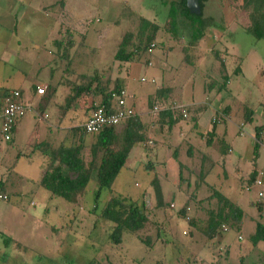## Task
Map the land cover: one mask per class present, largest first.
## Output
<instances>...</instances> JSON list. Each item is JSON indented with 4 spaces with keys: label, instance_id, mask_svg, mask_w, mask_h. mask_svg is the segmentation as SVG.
I'll list each match as a JSON object with an SVG mask.
<instances>
[{
    "label": "rangeland",
    "instance_id": "1",
    "mask_svg": "<svg viewBox=\"0 0 264 264\" xmlns=\"http://www.w3.org/2000/svg\"><path fill=\"white\" fill-rule=\"evenodd\" d=\"M10 1L15 4L17 0ZM38 1L42 3L40 15L32 21L38 25L28 31L25 26L30 21H22L13 31L3 23L0 31V53L6 44L11 56L0 58V88L18 89L21 99L37 113L23 115L15 124L13 142L0 149V182L7 195V200L0 201V264H264V243L259 241L251 248L249 242L256 222L264 224V151L258 146L252 153L251 137L253 127L264 122V33L256 38L248 32L250 0L202 1L201 14L212 17V23L194 41L190 40L189 22L171 14V0L33 3ZM5 7L6 3H0V14ZM149 25L158 26L152 51L138 52L127 61L115 59L120 44L126 54L142 45ZM81 73L108 79L103 83L107 89L113 88L116 79L122 81L130 95L127 103L133 102L136 111L141 103L148 109L156 102L153 90L169 86L164 100L186 106L203 100L205 90L213 89L208 91L210 102L228 106V114L225 118L222 110L215 112L218 138L209 147L200 137L191 136L190 118L170 128L178 132V126H183L178 135L150 131L153 145L146 139L143 144L145 136L139 132L142 137L98 200L93 197L95 178L86 184L81 202L49 197L39 185L40 172L48 162L49 146H60L63 140L70 143L68 123L66 119L59 122V112L72 86L81 82ZM40 83L48 87L37 97L33 90ZM89 103V91L84 90L73 104L89 107ZM42 111L47 119H39ZM245 115L252 120L241 127L242 136H238L237 126ZM219 139L233 148L225 163L215 152ZM236 143H240L237 151ZM189 144L194 146L190 155L185 153ZM87 149L83 152L88 160ZM253 168L262 174L263 182L246 185ZM154 177L164 205L160 208L155 207L150 184ZM211 192L239 207L240 222L238 227L230 221L223 223L220 229L225 226V232L205 239L201 229L207 212L221 206L219 202L209 205L206 197ZM115 194L143 203L148 218L140 230L123 231L118 243L111 238L113 222L100 217ZM182 206L186 209L179 217L176 210ZM13 253L20 254V261L11 259Z\"/></svg>",
    "mask_w": 264,
    "mask_h": 264
},
{
    "label": "trees",
    "instance_id": "2",
    "mask_svg": "<svg viewBox=\"0 0 264 264\" xmlns=\"http://www.w3.org/2000/svg\"><path fill=\"white\" fill-rule=\"evenodd\" d=\"M183 1L184 0L170 1L171 14L175 12V14H178V17L189 22L192 30L189 35L190 40L194 41L204 28L210 26L212 17H204L201 14V5L204 0L198 1L200 11L195 15L187 12ZM263 1L264 0H250L252 9V13H250L251 25L247 29H249L248 32L256 38L263 36L264 33ZM195 20L197 21L196 25H194L195 23L193 22ZM149 26L150 29L142 45L137 44L132 47L133 50L131 53L126 54L123 52L122 48H120V44L119 49L115 52V59L127 61L132 59L136 53L144 52L148 43L154 42L153 37L158 30L157 25ZM67 43L71 44L70 41H67ZM101 77L102 76H98L97 74H79L78 78L81 79V82L72 86V90L66 96L65 103L60 113L63 114V112L65 113L69 110L68 108L78 100L84 90L89 91L90 108L94 106H104L108 108L113 101V94L118 93L123 87L121 81L116 79L113 88L107 89V86H103V83L106 84L108 79L103 81ZM2 89L7 90L8 88H0V90ZM251 120L252 118H250L249 115H245L243 116L242 123L245 125L250 124ZM214 123V121L210 122L209 134H211ZM262 125L264 126V122L257 124L252 129V136L254 139L253 154L258 148L257 139L259 136L257 134ZM115 126L108 125L97 133L92 134L85 132L81 125H79V127L70 128L68 133L74 139L69 145H65L66 143L64 142L55 148L49 146V149L46 150L45 154L48 156V162L46 166L43 167L44 169L39 179V185L52 195L66 201L75 202L77 199H80V196L84 193L86 184L95 178L96 188L94 189L93 197L98 200L100 193L106 188H109L110 182L115 178L120 168L119 166L125 160L129 150L132 149L133 145L139 139L138 129L127 127L120 135L115 130ZM86 134L92 135V139L85 138ZM85 145L89 148L87 149L88 160L84 157L85 153L82 151ZM256 175V171L253 170L250 177L247 179L246 185L249 183L251 184ZM154 179L155 177L151 179L150 184L155 198V207L160 208L162 206L161 196L158 185L155 183ZM212 195L217 199V202L221 203L222 207L220 206V208H217L213 212H207L208 217L205 226H202L201 229L202 233L206 236L205 239L212 238L219 234L221 232V224L230 221L231 224L238 227L240 220V210L235 203L216 193H212ZM125 196L126 197H123L117 194L111 195L109 201L105 203L100 211L101 218L113 222L114 228L111 238L117 243L120 241L123 231L136 232L140 230L143 224L148 220L144 204L138 203V201H135L131 196ZM185 206L176 210V214L179 215V217L184 216L183 211ZM190 222L189 220L188 223ZM249 240L251 245L259 241L264 243L263 223L256 222L253 234L250 236ZM223 254H225V252H223Z\"/></svg>",
    "mask_w": 264,
    "mask_h": 264
},
{
    "label": "crops",
    "instance_id": "3",
    "mask_svg": "<svg viewBox=\"0 0 264 264\" xmlns=\"http://www.w3.org/2000/svg\"><path fill=\"white\" fill-rule=\"evenodd\" d=\"M33 1L34 0H17V1H15V4H14L10 0L9 1H7V0H0V3H6V5H7V7H5L3 9L2 13L0 14V31L3 30V23L6 25L5 26V29L6 30H13V31H16L17 30L19 24L22 21H25V22L30 21L29 23H27L28 25L25 26V28L28 29V31L31 30V28H32L33 25H38V22L36 20H35V23L36 24H33L32 21H34V18L36 19V17L39 18L38 16L40 15V12L38 11V9L41 7L42 3H41V1H40V3H39V1L37 3H33ZM17 5H18V9H16ZM14 6H15V9H14ZM60 6H61L60 8L63 10L64 9V3L61 2L60 3ZM43 15H44V17L47 16L46 9L43 11ZM58 16L59 17H57V18L59 19L60 18V15H58ZM60 25L62 27L65 24L64 23H60ZM7 27H9V28H7ZM61 27H60V29H62ZM56 40H57V38L56 39L54 38L53 39V42H55ZM5 47H6V44L5 45H2V50H1V53H0V58H4L5 56H9V58H11V56L5 50ZM18 60H20V59L19 58H16V61H18ZM146 64H148V62H146ZM226 79H223V81H224L223 83H225ZM150 82L151 83L154 82L152 78L150 79ZM121 83H122V87H123V89H124V91L126 93V104L132 108V110L134 112V116L131 117V118H129V119H127V120H125L121 124L115 126V130L117 131L118 134L122 133V131L125 130V129H127V127L128 128H131V127L132 128H136V129H138V132L144 133L143 136H145V137L142 138L143 144H144L145 139H146V140L151 141V144L150 145H153V143H154L155 140H153V138L150 137V135H149V132L150 131H153L154 134H159V135L163 134L164 131H166V134H168V132H169V134H173V132L175 130L172 131V130H170V128L174 124H176L180 119L190 118L191 119L190 120L191 121V126H192L190 128H191V130L193 132L191 134V136H193V137L194 136L195 137H197V136L200 137V139L201 140H204L205 144L208 147L210 146V143H212L213 140H216V138H218V136L215 134V124H216V122L213 124V129L211 130V134H209V132H210V126H211V124H210L211 120L210 119H212V117L214 116L215 112L216 111L218 112L219 110H222V115H223V117L226 118V116L228 114L229 108H228V106H224V105L218 107L216 105H213V103L210 102V95H211V93H209L208 91H213V89L205 90V88L203 87L202 90L207 91L206 92V96L203 98V100L197 101L195 103L191 102V103H189L188 106H186L185 104L184 105L181 104V103L175 104L172 101H167L166 102L164 100L165 96L167 95V91L170 89L169 86H167V87H161V88H156L151 93L152 99L153 100H156V102L155 103H151L150 106H149L150 108H148V109H146V107L144 106V103H141V109L136 111V109L133 107L134 106V103L133 102H131L130 104L127 103V98H128V95L129 94L126 91L127 88L124 85V83L122 81H121ZM40 84L47 85L45 83H40ZM47 87H48V85H47ZM35 89H36V85L34 86V90H33L34 94H35ZM219 90L220 89H218L217 92H219ZM129 97H130V95H129ZM68 109L69 110L67 112H65L64 114H61L59 112V115H60L59 122L66 119V121L68 123V127L66 128V130H69L72 127H77V126L79 127V125L81 124V122L84 119H86L87 116H89L92 107L91 108L90 107H87L85 104L84 105H79V106H76L75 104H73ZM181 110H183V112H184V117L181 115L182 114L180 112ZM32 113H36V109L35 108H34V112H32ZM41 113H45V112L42 111ZM40 115H39V119L41 118ZM75 117H76V119H75ZM41 119H43V118H41ZM243 125H245V124H243L242 123V120H241L240 123H239V125L237 126V128H238L237 129V135L238 136H242L241 135L242 134L241 133V127ZM182 128H183V126H180L179 125L178 128H177V131L178 132H174V133L178 135L179 132L183 131ZM67 133H68V131H66V134ZM250 135H251V133H250ZM139 136L142 137V135H139ZM251 137L253 139V136L252 135H251ZM61 139L63 140L62 137H61ZM219 140L220 141H218V140L217 141L220 144L222 139H219ZM72 141H73V139L70 136V143ZM62 142L64 143V140L61 141V143ZM253 142H254V139H253ZM57 144L58 143H56L55 146ZM39 145L40 144H37L36 146L38 147ZM65 145H67V144H65ZM220 145L216 149L215 152H218L219 156L223 157L224 163H225L226 160H227V158H228L229 152L233 148H232V145L230 143H228L227 145H225L224 143H221ZM235 147H236L235 151H237V149H239V147H240V143H238V144L236 143L235 144ZM85 148H88L87 145H85ZM193 148H194L193 144H189L188 147H187V149H185V153L188 154V155H190L191 150ZM175 149L176 148H175V145H174L173 149H171V152H170L171 155L174 154ZM130 150H129V152H130ZM82 151H84V150L82 149ZM129 152H128V154H129ZM128 154H127V156H128ZM201 155H202L201 158L202 157L204 158L203 153ZM41 156L44 157L43 155H41ZM127 156H126L125 160L123 161V163L119 166L120 167L119 169L122 168L121 166L126 161ZM234 168H235V170L238 171V166L237 165H235ZM253 170H254V168L251 169V171L248 172V177H250V174H251V172H253ZM41 173H42V171L40 172V176H41ZM262 182H263V180H261V183ZM2 188H3V185L0 182V194L5 195V200H7V195L3 192V189ZM95 188H96V184H95ZM85 191H86V189H85ZM85 191H84V193H85ZM193 191H194V189H192V192ZM192 192H190L188 194L189 196L187 195V197H189V201H190L191 197L193 196L192 195ZM84 193L82 194L83 196L81 195L80 196V199H77V201H75V202H81V201H83V199L85 198L84 197ZM212 193L213 192L207 194V197L206 198H208L209 205H210V203L212 205H216L217 199L214 197V195H212ZM215 193H217V192H215ZM217 194L220 195L219 193H217ZM50 196H53V195L51 193H49V197ZM220 196L224 197L223 195H220ZM185 200H186V198H185ZM227 200H230V199L228 198ZM189 201L187 202V204L189 203ZM231 202H233V201H231ZM212 205H210V206L213 207ZM239 222H240V220H239ZM255 244L254 245H251L250 244V247L253 248L255 246ZM19 256H20L19 253H13L11 255V257H12L11 259L12 260H15V262L20 261L21 258H19ZM245 256H246V253L243 255V257H241L242 258V261L245 258Z\"/></svg>",
    "mask_w": 264,
    "mask_h": 264
},
{
    "label": "built area",
    "instance_id": "4",
    "mask_svg": "<svg viewBox=\"0 0 264 264\" xmlns=\"http://www.w3.org/2000/svg\"><path fill=\"white\" fill-rule=\"evenodd\" d=\"M154 47V43L150 42L145 48L146 53H150ZM141 80H144L141 77ZM152 81V80H151ZM47 85H36L35 95L41 96L46 90ZM179 108V107H178ZM155 109V108H154ZM27 112H34V108L28 102H24L21 99V93L18 89L0 90V149L5 145H8L13 141V133L15 131L16 122ZM184 117L183 110L180 111ZM134 116V112L130 106L126 104V93L124 89L119 90L118 93L113 94V101L108 108L104 106H94L91 109L89 116L81 122L82 129L89 133H97L103 127L108 125H119L125 120ZM41 118L46 119L48 115L41 113ZM217 118L212 117L211 121H215ZM260 138L257 139V144L264 151V126L259 128ZM146 143L151 144V141L147 140ZM257 175H259L257 177ZM252 183L257 185L261 183V173H257ZM258 195H261L259 192ZM0 200H5V195L0 194ZM171 206L172 203H170ZM186 209V208H185ZM221 230L225 232L227 229L222 226ZM185 232L182 231V234ZM240 238L239 236L236 239Z\"/></svg>",
    "mask_w": 264,
    "mask_h": 264
},
{
    "label": "water",
    "instance_id": "5",
    "mask_svg": "<svg viewBox=\"0 0 264 264\" xmlns=\"http://www.w3.org/2000/svg\"><path fill=\"white\" fill-rule=\"evenodd\" d=\"M198 1L199 0H184L183 1L184 7L188 13L195 15L200 11Z\"/></svg>",
    "mask_w": 264,
    "mask_h": 264
}]
</instances>
